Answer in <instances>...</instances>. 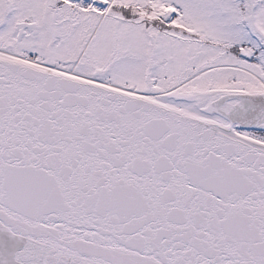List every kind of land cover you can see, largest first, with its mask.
Segmentation results:
<instances>
[{
    "label": "snow or ice",
    "instance_id": "snow-or-ice-1",
    "mask_svg": "<svg viewBox=\"0 0 264 264\" xmlns=\"http://www.w3.org/2000/svg\"><path fill=\"white\" fill-rule=\"evenodd\" d=\"M0 264H264V0H0Z\"/></svg>",
    "mask_w": 264,
    "mask_h": 264
}]
</instances>
